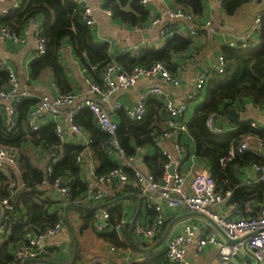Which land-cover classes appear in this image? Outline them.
Here are the masks:
<instances>
[{
    "label": "trees",
    "instance_id": "16d2710c",
    "mask_svg": "<svg viewBox=\"0 0 264 264\" xmlns=\"http://www.w3.org/2000/svg\"><path fill=\"white\" fill-rule=\"evenodd\" d=\"M172 1L175 7L189 12L197 20L198 33L207 32L200 26L205 21H198L199 17L203 16L204 19L205 0ZM246 1L221 0L220 2L227 13H233ZM147 6H143L140 0H105L104 2V8L111 11L114 19L131 26L144 25L150 21ZM36 17L41 19L39 27L42 37L46 40V54L30 63L32 76L37 77L43 70L50 69L54 72L57 82H63L64 72L60 65V52L65 40L86 66L92 68V72L93 69L97 71L104 69L111 61L107 45L94 42L91 28L82 18V5L73 0H23L18 10L0 16V26H7L18 34L31 19ZM168 27L170 28L165 33L161 47L143 50L137 56L127 52L117 57L115 61L127 71H131L136 66L149 67L160 62L173 74L178 65L175 61L177 55L188 52L195 42L176 30L175 23H169ZM258 38L260 44L256 47L241 48L238 44L237 47L228 46L221 49L225 70L222 73L213 72L208 81L207 94L192 113L185 131L192 140L196 156L207 163L217 187L232 192L231 201L245 216L255 215L264 202V184H240L234 176V169L248 164L260 165L264 160L249 151L235 153L234 157L224 165L220 163V159L226 157L231 149L236 151L243 136L254 131L261 135L264 133L249 126V123L245 125L239 123L234 131L215 135L209 132L205 123L210 114L224 112L235 97L252 95L256 102L264 107V17ZM7 85L8 74L0 70V89L8 90ZM38 100L37 97L22 99L15 104L13 117L5 114L0 108V146L17 152L15 168L8 167L5 172L0 171V205L6 198H9L11 203V208L5 211L7 235L0 244V264L12 262L13 249L24 239L26 232H41L59 219L63 220L66 229L63 210L67 203L90 207L88 210L77 207L68 209V213L76 212L79 216L80 223H76L77 234H84L82 236L87 237L93 233L116 249L135 247L129 238V226L125 225L122 232L115 230L114 227L125 216L121 201L130 197V193H136V187L124 185L118 187L112 195L106 192L107 196L99 202L86 201L89 181L84 177L83 166L75 162L76 155L83 147L60 145L54 123L43 124L37 129L28 125L29 111ZM149 102L152 105H149ZM146 111L148 112L146 118L137 122L129 120L122 112L115 137L127 156H137L143 149H152V153L142 158V165L155 179H159L164 165L168 162V158L162 153L160 142L155 138L165 129L161 102L150 99L146 103ZM12 119L15 120V125L11 131H8L7 122ZM73 122L90 132L91 142L87 145L86 159L94 165L96 177H101L120 166L116 158L108 153L109 136L93 125L92 117L86 108L76 111ZM36 144L48 150L49 159L44 169L36 166L28 155V147ZM182 146L186 147L184 144ZM60 149L63 150V156L57 160ZM122 170L129 178H134V171L131 168L123 166ZM58 178H61L64 186L67 187V194H59L54 189V182ZM11 181L14 182L12 187ZM112 187L115 190L116 187ZM99 208H106L109 214L108 227L101 232L96 229L97 221L94 215ZM148 212L151 218L153 210L148 209ZM157 240L147 243L142 250L152 248ZM81 248L84 250L80 242L76 258L82 264H86V258L80 254ZM51 256L52 254H47L40 259H48ZM35 260L30 259L25 264H38L39 261ZM93 264L102 263L98 261ZM130 264L172 263L166 257L165 251H160Z\"/></svg>",
    "mask_w": 264,
    "mask_h": 264
},
{
    "label": "built area",
    "instance_id": "2783aa9c",
    "mask_svg": "<svg viewBox=\"0 0 264 264\" xmlns=\"http://www.w3.org/2000/svg\"><path fill=\"white\" fill-rule=\"evenodd\" d=\"M3 1V0H0ZM82 5V18L84 23L89 28L96 26V21L92 17L91 9L88 3L81 0H73ZM153 0H140L143 6L149 5ZM221 1V0H218ZM21 6L14 3L10 8L2 9V16L11 11H16ZM104 13L111 16L109 9L104 8ZM166 16H152L150 21L144 25H136L133 28L140 33H148L151 28L158 27L160 36H165L168 32L169 23L177 24L178 21L186 20L189 23L190 33L195 35L198 31L197 20L187 11L179 7H169L165 10ZM264 17V6L255 14L254 33L258 34L261 21ZM210 19L206 20L201 27H208L210 32H214L213 26L210 24ZM0 34L3 37H8L14 41H19V34L12 31L7 26H0ZM35 49L34 59L46 54V40L41 35V29L37 26L33 34ZM252 37L245 35L239 39L237 43L230 41L228 44L231 47L241 48L252 46ZM156 45V44H155ZM155 45H150L144 42L137 43L128 50L133 56H137L141 51L146 49H154ZM216 73H222L225 70L224 57H218ZM0 70L8 74V90L0 89V108L8 115L13 117L15 104L19 103L24 98H38V102L29 111L27 122L33 129L39 128L44 124L43 118L46 115H51L55 120L54 130L59 139L63 137V125L59 121L62 109L70 108L67 112L69 128L71 132L77 136H85L83 128L73 122V116L76 111L81 108H86L91 115L96 128L99 131L109 136L108 153L118 159L119 167L111 170L101 177H96L95 181L88 182V192L85 197L86 201L99 202L105 198L106 192L99 189L97 185L110 184L116 188L124 185H133L136 187L138 194L144 198L145 207L153 210V216L147 223H136L135 231L140 238L150 240L156 237L165 223L163 214L165 209H180L183 208L193 214L202 215L215 226L221 236H218L216 230H209L201 233L197 238V249L205 245H211L217 248V257L215 264H228L230 259L243 249L245 242L247 249L250 251L254 261L258 264H264V202L259 206L255 215H244L231 201L232 192L230 190L223 191L218 188L209 168L205 165L191 164L190 168L194 169L188 173H183L182 153L185 152V147L180 142V134L186 131L185 114L188 111V101L196 100L200 97L202 90L206 85L205 74H200L195 80L194 87L187 95L184 101L175 102L170 98V94L161 85H150L145 88L140 94V99L135 107H126L118 102L110 104V96L117 89H127L135 85L141 78L161 77L164 82L169 85L177 86L179 80L172 75L163 63L156 62L149 67L136 66L131 71H127L120 67L115 61L111 60L103 70V86L93 80H86V92L84 96H80L74 92H68L59 95H42L37 96L28 92L26 89H18V78L12 70L6 65L5 59L0 56ZM149 99H155L161 102L163 107V117L165 118V129L155 138L157 142L162 139L171 140L174 150L177 152V157L173 158L166 149L162 147V153L168 158V162L164 165L163 172L159 179L150 174L147 170H142L137 163L142 160L139 156H127L120 147L115 135L118 130V123L113 120L111 114L118 109L123 108L126 117L134 122L142 121L146 115V103ZM216 114H210L206 119V127L210 133L218 135L229 132L230 128H224L215 123ZM188 118V117H187ZM186 118V119H187ZM253 126L254 123H251ZM15 125V120L7 122V130L11 131ZM256 127V126H255ZM86 138L80 143L83 148L75 157V162L82 165L88 155L87 145L91 142V138L86 134ZM252 143H261V140L251 134L242 137V140L236 151L230 150L226 157L220 159V163L224 165L235 153H242L248 150ZM17 163V152L12 149L0 146V171L5 172L8 167L15 168ZM131 168L134 171V178H129L122 170V167ZM173 167L172 173L169 168ZM255 171L258 172L257 178L247 182L246 184H264V162L260 165H254ZM50 171V168L48 169ZM10 186H14V182H10ZM54 189L59 194H67V187L64 186L63 180L58 178L55 180ZM13 193V192H12ZM224 207V208H222ZM11 208L9 198L1 201L0 205V244L6 238V223L7 218L5 211ZM224 209V212L222 211ZM124 213V211H123ZM96 229L104 231L108 227V212L106 208H99L95 211ZM127 224L126 218L120 220L114 227L115 230H124ZM64 231V222L59 219L53 225L45 228L41 232H26L25 237L13 249V260L10 264H20L24 260L38 259L47 254L54 253V247L48 243V240ZM194 239L192 226L184 224L182 228L174 235L167 239L164 251L166 257L172 264H192L188 261L185 251L186 246ZM116 250L115 247L109 246V251L112 253ZM136 261L128 259L124 264H130ZM102 264H110L103 261Z\"/></svg>",
    "mask_w": 264,
    "mask_h": 264
},
{
    "label": "crops",
    "instance_id": "0c3cea01",
    "mask_svg": "<svg viewBox=\"0 0 264 264\" xmlns=\"http://www.w3.org/2000/svg\"><path fill=\"white\" fill-rule=\"evenodd\" d=\"M23 0H3L0 1V16H2V9L10 8L14 3H18L20 6ZM83 2L88 3L91 9L92 17L96 21V26L91 28V32L93 34V39L95 43L98 44H106L108 47V53L111 57V60L117 59V57L128 52L129 49L132 48L133 45L137 43H147L150 45H155L154 49H157L162 46L165 36H160L159 28L155 27L151 28L148 33H140L136 31L131 25L128 23H121L117 21L111 16L104 13V2L105 0H81ZM264 6V0H247L244 4H242L236 11L233 13H227L225 9L222 7L221 2L218 0H205L204 3V19L203 16L198 18V21H206L210 19V24L214 28V32H210L208 27H204L207 31L204 34L196 33L192 35L190 33L189 23L186 20L178 21L176 24V30L181 32L183 35L189 36L195 45L186 52L180 53L177 55L176 63L177 69L173 73L179 80V84L177 86L169 85L161 79V77H150V78H141L139 79L135 85L131 86L127 89H117L110 96V104L113 102L121 103L126 107H135L139 101L140 94L142 91L150 85H161L167 90L170 94V98L175 102L184 101L187 95L194 87V83L198 75L205 74L206 76V85L202 90V93L198 99H194L188 101V111L185 114V120L187 123L190 121L192 117V113H194L195 108L202 103L204 100L207 90H208V81L211 78L213 72L216 71L218 64V57L222 54V50L224 47H231L228 43L230 41H235L237 43L240 38L245 35H249L252 37V47H256L260 44V40L258 38V34L254 33V23L253 19L255 14ZM169 7H175L172 0H153L148 6L147 9L150 13V18L152 16H166L165 10ZM37 23L32 22L30 20L25 27L18 33L19 41H14L11 38L3 37L0 34V56L5 59L6 65L12 70L14 75L18 78V89L24 90L26 89L28 92L33 93L37 96H42L44 94L54 96L59 94H64V92H74L79 94L80 96H84L86 92V80L90 79L94 82L98 83L100 86H103V70L97 71L92 68L89 69L86 64L82 61V58L77 56L74 52L73 48L69 46L68 41L65 40L63 47L60 52V65L62 66L64 72V79L62 83H58L54 72L50 69L43 70L37 77L32 76L30 63L34 60V49L35 42L33 38L34 29L41 24V19L36 17ZM195 19V18H194ZM198 24V23H197ZM199 28V27H198ZM148 34V36H145ZM172 74V75H173ZM8 87V86H7ZM67 89V90H66ZM205 94V95H204ZM150 100V99H149ZM148 100V101H149ZM149 105H152L149 102ZM233 108L235 112L239 115V122L237 124L231 123L226 118V110L221 114L216 113L215 123L224 128H230L231 131H234L236 125L239 123L245 125L250 124L249 126L253 127L256 130H261L264 133V107L259 105L252 95H245L235 97V100L229 103L227 109ZM70 108L62 109L59 121L63 125V137L60 139V145H75L79 146L80 143L85 139L87 135L90 136V132L83 128L85 131V136H77L71 132L69 128V122L67 118V112ZM122 112L125 111L123 108L116 110L111 114V117L114 121H116L119 125ZM214 114V113H212ZM146 115L148 112L146 111ZM145 115V118H146ZM152 118V114H150ZM188 117V118H187ZM16 118V116H14ZM187 118V119H186ZM51 115H46L43 118L44 124L53 123L55 120ZM92 123L95 126V123ZM163 123L165 125V118H163ZM186 123V125H187ZM251 123H254L253 126ZM96 127V126H95ZM247 133V132H246ZM251 136H256L261 140V143H252L248 150L255 155H257L260 159L264 160V135H261L254 131ZM244 137V136H243ZM181 143L186 145L185 152L182 153V166L181 169L183 173H188L193 171L191 169V164L197 165H205L208 167L205 161L200 160L196 154L194 153V146L192 144V140L188 134L185 132L180 134ZM161 146L169 152L171 157L176 158L177 152L174 150L172 146L171 140L162 139L160 141ZM28 155L31 161L38 167L44 169L48 157V150H45L41 145H30L28 147ZM152 153V149H143V152L140 153L141 159L146 154ZM63 156V150L60 149L58 153L57 160L61 159ZM114 157V156H113ZM116 158V157H114ZM113 158V160H115ZM116 162L118 159L116 158ZM141 168H144L142 162L139 163ZM84 177L88 181H95L96 175L94 174V165L89 163L88 159H85L83 163ZM146 170V168L142 169ZM234 176L237 178L240 184H246L247 182L257 178L258 172L255 171V167L253 164H248L242 167H236L234 169ZM97 185L100 189H103L105 192L109 194H113L115 190L110 185ZM130 197H126L121 202L124 205V218L127 220V226L136 213L138 209V200H140L139 205V216L135 222L136 223H147L150 221V214L148 209L145 207V200L142 198L138 191L130 193ZM133 196V198H132ZM224 208V207H222ZM224 212V209H222ZM165 216V223L162 227L160 233L150 239H143L138 236L135 231V226L132 231L129 233V238L132 243H134L135 247L128 246L125 249H116L113 253L109 251V245L105 241L97 238L96 235L90 233L86 239L92 238L90 240L91 248H81V256L85 257L87 262L86 264H93L94 262H103L107 261L110 264H124L128 259L135 260H143L148 256H153L160 251H164L166 246L167 239L174 235L177 231H179L184 224H189L192 226V230L194 232V239L191 243L186 246V257L188 261L192 264H215L217 257V248L211 245H205L201 248V250L197 249V238L200 237L201 233H205L209 230H216L218 236H221L219 230L215 228V226L209 221V219L205 218L202 215L193 214L189 211H186L183 208L180 209H165L163 212ZM67 216L69 221L75 230L77 224L80 223L78 219L79 216L76 212L68 213ZM175 223L170 228L168 234L165 239L158 244V241L161 237H163L166 233L167 227L169 223L175 220ZM178 219V220H177ZM77 223V224H76ZM125 229V228H124ZM122 232L121 229L118 230ZM129 231V228H128ZM84 235V234H82ZM76 233V237L78 240V246L82 236ZM154 239H158L156 244L150 249L142 250L143 246L147 243L153 241ZM48 243L54 247V253L52 252V256L48 259H44V262L38 264H69L72 259L73 246L74 241L71 236L68 227L62 231L60 234L50 238ZM152 252V253H151ZM78 254V248H77ZM247 256L245 250H242L238 253L236 259L230 260L228 264H242V259ZM77 257V256H76ZM74 264H82L80 260L75 258ZM247 264V263H245ZM251 264H256L254 259L251 260Z\"/></svg>",
    "mask_w": 264,
    "mask_h": 264
},
{
    "label": "water",
    "instance_id": "95a60500",
    "mask_svg": "<svg viewBox=\"0 0 264 264\" xmlns=\"http://www.w3.org/2000/svg\"><path fill=\"white\" fill-rule=\"evenodd\" d=\"M31 20H32V22H34V23H37V22H38L37 19H35V18H34V19H31ZM145 36H148V34H145ZM226 118H227L228 121H230L231 123H235V124H237V123L239 122V115H238V113L235 112V109H233V108L226 109ZM141 162H142V160H138V161H137V163H141ZM172 170H173V167L171 166V167L169 168V172L172 173ZM139 205H140V200H138V209H137L136 213L133 215V217H132V219H131V221H130V223H129V233H130V232L132 231V229L134 228V226H135V222H136V220L138 219V216H139ZM70 207H77V208H81V209H83V210H88V209H90V207H89V206H85V205H76V204H74V203H67V204H65V206H64V210H63L64 221H65V224H66V226L68 227V230L70 231L71 236H72L73 241H74L73 253H72V259H71V261L69 262V264H74V262H75V258H76V256H77L78 240H77V237H76L75 230L73 229V227H72V225H71V223H70V221H69V218H68V216H67V211H68V209H69ZM177 220H178V219H177ZM175 221H176V219L173 220V221H171V222L169 223L165 235L159 239L158 244H160V243L165 239L166 235L168 234L170 228H171L172 225L175 223ZM243 249L246 251L247 256L244 257V258L242 259V262H241V263H242V264H245V263H247V264H251V260L254 259V258L252 257L250 251L247 249L245 242H244V244H243ZM152 250H153V249H150V251H152ZM237 256H238V255H235V256L232 257L230 260L232 261L233 259H236ZM27 261H28V260H24V261H22L20 264H25ZM35 261L42 262V261H45V260H44V259H40V258H38V259H36ZM256 264H258V263L256 262Z\"/></svg>",
    "mask_w": 264,
    "mask_h": 264
},
{
    "label": "rangeland",
    "instance_id": "374dc122",
    "mask_svg": "<svg viewBox=\"0 0 264 264\" xmlns=\"http://www.w3.org/2000/svg\"><path fill=\"white\" fill-rule=\"evenodd\" d=\"M205 95V94H204ZM92 238H89V239H86V237H83V239L81 240L82 242V246H83V248H86V249H88V248H91L92 246H90V240H91ZM103 241V240H102Z\"/></svg>",
    "mask_w": 264,
    "mask_h": 264
},
{
    "label": "clouds",
    "instance_id": "9594fccd",
    "mask_svg": "<svg viewBox=\"0 0 264 264\" xmlns=\"http://www.w3.org/2000/svg\"><path fill=\"white\" fill-rule=\"evenodd\" d=\"M252 47V46H251Z\"/></svg>",
    "mask_w": 264,
    "mask_h": 264
}]
</instances>
